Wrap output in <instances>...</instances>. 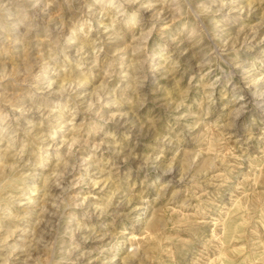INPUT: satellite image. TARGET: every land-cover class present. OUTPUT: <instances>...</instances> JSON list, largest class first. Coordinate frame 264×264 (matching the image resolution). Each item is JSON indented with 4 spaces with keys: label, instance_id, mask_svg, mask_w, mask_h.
<instances>
[{
    "label": "rangeland",
    "instance_id": "374dc122",
    "mask_svg": "<svg viewBox=\"0 0 264 264\" xmlns=\"http://www.w3.org/2000/svg\"><path fill=\"white\" fill-rule=\"evenodd\" d=\"M0 264H264V0H0Z\"/></svg>",
    "mask_w": 264,
    "mask_h": 264
}]
</instances>
